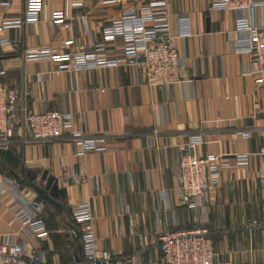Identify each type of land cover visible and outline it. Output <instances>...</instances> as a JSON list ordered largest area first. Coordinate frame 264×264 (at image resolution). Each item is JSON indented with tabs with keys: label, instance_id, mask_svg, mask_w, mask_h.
<instances>
[{
	"label": "crops",
	"instance_id": "crops-1",
	"mask_svg": "<svg viewBox=\"0 0 264 264\" xmlns=\"http://www.w3.org/2000/svg\"><path fill=\"white\" fill-rule=\"evenodd\" d=\"M148 1L78 0L72 4L75 20L66 28L51 18L64 8L63 0H43L38 23L4 28L5 21L23 18L27 0H0V81L16 89L33 112L51 108L72 114L86 138L107 147L77 157L71 138L41 142L17 129L8 150L26 171L39 176L48 171L67 195L61 211L45 207L50 238L38 242L16 235L20 223L10 209L13 199L3 194L0 243L13 234L28 252L41 251L46 264H76L82 252L71 212L90 202L100 249L122 257L124 264H165L155 246L159 234L196 230L207 231L216 262L264 264V227L251 226L261 218L264 84L248 74L251 56L231 49L237 13L213 11L211 0H168L184 85L148 86L132 69L120 66L57 76L58 63L24 59L26 51L57 48L68 39L74 40V49L92 52L104 27L125 9ZM184 14L190 18L189 37L180 36L179 16ZM263 18L260 9L255 19ZM122 43L119 38L109 44L108 56L115 57ZM195 134L205 141L200 148L204 158H219L228 166L221 169L220 184L198 197L191 209L182 203L178 176L182 149ZM243 154L250 155L247 166L237 165ZM9 168L24 181L20 169L0 156V180L11 175ZM74 174L83 182L75 184ZM37 183L42 186L40 179Z\"/></svg>",
	"mask_w": 264,
	"mask_h": 264
},
{
	"label": "built area",
	"instance_id": "built-area-1",
	"mask_svg": "<svg viewBox=\"0 0 264 264\" xmlns=\"http://www.w3.org/2000/svg\"><path fill=\"white\" fill-rule=\"evenodd\" d=\"M78 0H63L64 8L52 13V22L69 28L75 20L72 4ZM109 2V1H105ZM111 2V1H110ZM43 0H27L22 19L8 20L4 28H21L39 22ZM211 9L217 12H235L237 34L232 50L246 52L251 56V70L258 85L264 84V18L255 19L258 10L264 9V0H211ZM180 36H191L188 14L179 16ZM122 39V46L115 57L108 56L107 47ZM171 33V13L168 0H150L146 4L125 9L121 15L102 30V41L94 44L92 52L73 48L74 40L68 39L57 48H40L24 53L27 62L49 60L58 63L54 73H74L90 69L120 66L132 69L148 86L168 87L187 82L183 79L184 61L180 57ZM3 44H8L2 40ZM41 75L37 80L41 84ZM25 130L33 139L48 142L59 138H71L76 146L75 155L85 157L91 152H105L107 147L101 140L88 139L81 126H75L72 114L56 109L42 113L33 112L21 103L20 93L0 81V151H8L17 129ZM158 134L157 131L154 132ZM250 134H243L248 138ZM205 143L202 135L189 137L182 149L179 162V189L181 200L188 208H196L198 197L221 182V169L228 163L219 158L206 159L200 148ZM264 154V150L261 151ZM249 154L237 156V165L247 166ZM74 183L83 179L74 174ZM29 191V192H27ZM12 196L10 209L20 228L16 233L22 238L47 242L50 232L44 217L45 203L22 181L6 174L0 180V198ZM261 218L253 220L251 226L264 227V178L261 180ZM73 221L79 226L81 264H124L125 260L108 250L100 249L90 202L72 208ZM10 234L0 243V264H46L41 251L28 252L24 242L13 241ZM155 246L163 254L165 264H229L216 262L217 252L206 230L193 232L175 231L159 234Z\"/></svg>",
	"mask_w": 264,
	"mask_h": 264
},
{
	"label": "water",
	"instance_id": "water-1",
	"mask_svg": "<svg viewBox=\"0 0 264 264\" xmlns=\"http://www.w3.org/2000/svg\"><path fill=\"white\" fill-rule=\"evenodd\" d=\"M0 153L13 164L14 168L20 169V175L24 178V185L31 188L45 204L53 206L56 210H62L61 201L66 198L67 191L65 188L59 187V181L54 176L50 175L48 171H44L41 176L38 173L26 171L20 158L12 151H0ZM9 172L15 178L19 177V174L13 168H10ZM39 179L42 182V186L37 183ZM81 263L82 259L78 257L76 264Z\"/></svg>",
	"mask_w": 264,
	"mask_h": 264
},
{
	"label": "trees",
	"instance_id": "trees-1",
	"mask_svg": "<svg viewBox=\"0 0 264 264\" xmlns=\"http://www.w3.org/2000/svg\"><path fill=\"white\" fill-rule=\"evenodd\" d=\"M0 156L6 159V157L3 156L1 153H0ZM9 169H10V168H9ZM9 169H8V170H9ZM6 171H7V170H6ZM45 205H46V207H49V206L51 207V205H49V204H45Z\"/></svg>",
	"mask_w": 264,
	"mask_h": 264
}]
</instances>
